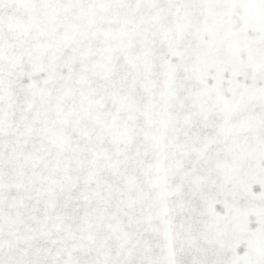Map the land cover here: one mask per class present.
<instances>
[{"label": "snow or ice", "instance_id": "snow-or-ice-1", "mask_svg": "<svg viewBox=\"0 0 264 264\" xmlns=\"http://www.w3.org/2000/svg\"><path fill=\"white\" fill-rule=\"evenodd\" d=\"M0 264H264V0H0Z\"/></svg>", "mask_w": 264, "mask_h": 264}]
</instances>
